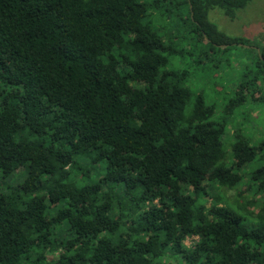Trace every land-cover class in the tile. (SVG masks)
Returning a JSON list of instances; mask_svg holds the SVG:
<instances>
[{"label":"trees","instance_id":"1","mask_svg":"<svg viewBox=\"0 0 264 264\" xmlns=\"http://www.w3.org/2000/svg\"><path fill=\"white\" fill-rule=\"evenodd\" d=\"M250 1L0 0V176L28 173L21 191L0 194V264L42 263L57 247L58 264H153L171 251L185 264H264V223L251 228L201 203L205 183L235 189L255 161L264 193V139L251 144L238 131L232 167L222 141L236 110L264 106V46L215 119V106L186 86L189 72L168 69L177 51L147 20L182 6L206 55H224L251 42L209 14L234 20ZM77 158L105 163L101 180H70L68 169L91 173ZM47 198L65 206L48 217ZM192 235L200 242L184 248Z\"/></svg>","mask_w":264,"mask_h":264},{"label":"rangeland","instance_id":"2","mask_svg":"<svg viewBox=\"0 0 264 264\" xmlns=\"http://www.w3.org/2000/svg\"><path fill=\"white\" fill-rule=\"evenodd\" d=\"M168 10L169 7L150 10L147 18L154 29L164 37L167 45L170 43L177 51L175 55L171 56L168 69L188 71L186 86L194 94L202 95L209 105L215 106V119L223 117L225 107L243 79L247 68L252 67L257 59V53L254 51L264 46V0H251L246 8L237 12L234 20L227 17L222 10L215 9L210 12V20L217 25L220 31L231 37H241L251 42V45L246 49L238 47L224 55L221 53L206 55L208 49L206 42L199 41L195 33L190 32L182 6L174 7L171 11ZM238 131L249 139L251 144L264 139V106L246 103L236 110L234 116L229 120L222 141L226 153V163L231 167L234 163L232 145ZM76 161L79 166L91 169L88 176L76 169L67 170L70 173V180L75 181L78 185L84 186L99 182L104 176L105 163L92 164L88 160L79 158ZM259 166L260 163L255 161L242 168L240 173L243 175V181L235 189L205 183V192L201 194V203L207 209H210L214 204L227 207L242 216L248 227H258L260 223H264V193L258 191L256 182L251 178V173ZM27 175V170L23 168L11 177L0 176V194L10 189L21 191V186ZM111 187L118 191L119 196L124 194L122 185H112ZM46 202L48 217L54 216L58 210L65 206L61 202L52 204L49 198ZM152 204L158 205V200L154 203L148 202L142 210L150 208ZM131 207L126 206L124 214L128 216V219H137L140 210ZM67 227V223L59 225L58 230L62 233V235L59 234L60 237L67 235ZM199 242L200 238L192 235L185 239L183 246L190 249ZM63 254L64 249L57 247L46 254L45 261L38 264H58ZM153 264H185V262L176 256L174 251H171Z\"/></svg>","mask_w":264,"mask_h":264}]
</instances>
